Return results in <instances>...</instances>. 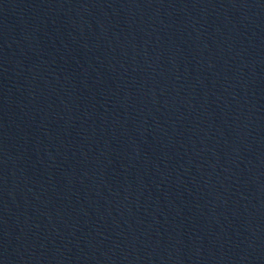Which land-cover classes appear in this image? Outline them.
I'll list each match as a JSON object with an SVG mask.
<instances>
[{
    "label": "water",
    "instance_id": "1",
    "mask_svg": "<svg viewBox=\"0 0 264 264\" xmlns=\"http://www.w3.org/2000/svg\"><path fill=\"white\" fill-rule=\"evenodd\" d=\"M264 0H0V264H160Z\"/></svg>",
    "mask_w": 264,
    "mask_h": 264
}]
</instances>
